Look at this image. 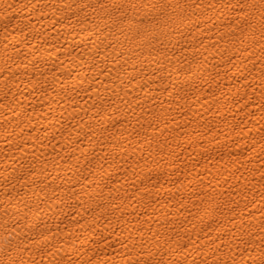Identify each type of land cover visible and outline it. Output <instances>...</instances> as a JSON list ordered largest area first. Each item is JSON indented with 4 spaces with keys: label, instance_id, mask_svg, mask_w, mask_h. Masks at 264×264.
<instances>
[{
    "label": "bare ground",
    "instance_id": "bare-ground-1",
    "mask_svg": "<svg viewBox=\"0 0 264 264\" xmlns=\"http://www.w3.org/2000/svg\"><path fill=\"white\" fill-rule=\"evenodd\" d=\"M261 2L0 0V264L264 260Z\"/></svg>",
    "mask_w": 264,
    "mask_h": 264
},
{
    "label": "snow or ice",
    "instance_id": "snow-or-ice-1",
    "mask_svg": "<svg viewBox=\"0 0 264 264\" xmlns=\"http://www.w3.org/2000/svg\"><path fill=\"white\" fill-rule=\"evenodd\" d=\"M255 6H256L255 4L248 5L249 8H252V7H255ZM153 7H155V5ZM260 7L262 9H264V0H262V2L260 3ZM261 15L264 16V12H262ZM262 28H264V24H262ZM158 264H159V262H158ZM260 264H264V260H261Z\"/></svg>",
    "mask_w": 264,
    "mask_h": 264
}]
</instances>
